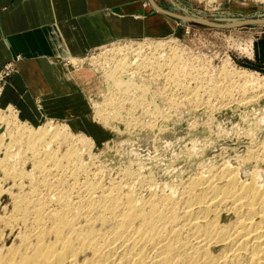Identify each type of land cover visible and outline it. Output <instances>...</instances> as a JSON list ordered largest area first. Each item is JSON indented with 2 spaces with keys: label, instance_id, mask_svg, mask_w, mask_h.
Here are the masks:
<instances>
[{
  "label": "bare ground",
  "instance_id": "1",
  "mask_svg": "<svg viewBox=\"0 0 264 264\" xmlns=\"http://www.w3.org/2000/svg\"><path fill=\"white\" fill-rule=\"evenodd\" d=\"M239 23L235 21L229 26ZM170 43L173 41H141L138 48L155 53L140 62L142 52L138 51L139 58H133L130 64L129 57L120 59L112 72V98L96 105L99 113L107 110L102 114L104 122L117 119L138 126L165 122L168 108L174 106V102L161 108L146 96L151 91L160 98L161 78L177 89L186 84L183 79L189 59L182 61L183 54L176 49L169 55L157 53L159 49L165 51L164 46ZM247 47L251 49V42ZM80 61L83 59L76 62ZM148 62L152 63L149 73L145 70ZM133 64L136 71L122 70ZM194 68L196 65L192 66ZM217 87L205 89L209 96L218 92L228 98L233 91L241 96L247 94L244 85L234 90ZM156 108L159 110L155 111ZM6 111L16 113L11 107ZM170 114L179 119V115ZM261 120L248 122L249 135L255 136L263 130ZM16 122L22 123L19 118ZM48 124L37 131L31 129L24 141L23 147L32 154L33 166L43 170L39 175L42 180L31 183L34 196L16 199L15 210L20 213L19 217L12 215L4 221L9 225L21 221L25 228L10 246H0V264H264V143L232 160L209 164L210 168L204 170L203 167L184 182L170 179L171 183L162 184L157 177L160 171L170 176L174 168L150 167L147 170L145 167L150 165L151 159L131 149L128 153H134L132 155L140 162L136 169L130 164L123 169L119 182L111 179L106 184L104 178L88 171L89 164L80 158V147L74 141L76 136L68 132L66 126L62 131L57 124ZM21 126L28 130L30 125L22 123ZM135 130L137 126L131 128L132 132ZM193 143L191 147L198 142ZM165 144L170 145L169 142ZM63 147L66 151L60 154ZM45 163L55 167L57 173L45 170ZM51 176L63 177V180L58 178L57 182L49 179ZM81 176H85L87 182L79 185L77 179ZM57 185H67V188L57 190L58 194L51 198H43L35 189L39 186L48 190L60 188ZM49 203L56 208L50 209Z\"/></svg>",
  "mask_w": 264,
  "mask_h": 264
},
{
  "label": "rangeland",
  "instance_id": "2",
  "mask_svg": "<svg viewBox=\"0 0 264 264\" xmlns=\"http://www.w3.org/2000/svg\"><path fill=\"white\" fill-rule=\"evenodd\" d=\"M134 1L140 2L142 6L141 14L137 15L138 18L151 19L161 15L162 21L167 25L166 30L149 36L115 38L112 43L106 42L103 43V47L97 46L94 50L91 49L93 52L88 51L80 57L83 58V61L79 63L74 61L73 65H70L67 64L68 61H64L63 64L71 73L70 83L75 84L72 75L76 73L81 89L80 102L72 107L74 112L68 113V118L65 120L51 119L49 117L51 115H46L40 109L43 114L40 116L41 121L33 124L22 119L17 111L12 114L6 111L7 108L0 109V246H10L19 231H24L25 225L21 221H14L11 225L4 221H7L12 215L20 214L15 210L16 199L22 196H34V187H31V183L42 180L39 175L43 170L33 166L31 152L23 147L31 129L37 131L38 128H45L50 125L48 123H53L64 131L63 126H66L68 132H72L76 136L74 141L80 147V158L89 164L88 171L94 175L97 174L96 176L101 179L104 178L106 184L111 179L119 182L123 177V169L130 164L133 169H136L140 162L132 155L134 153H128L131 149L139 156L151 159L150 165L145 167L147 170L150 167L169 166L174 168L170 171V176L162 175L160 171L157 177L158 182L162 184L163 182L171 183L170 179L172 182L175 180L184 182L189 176L200 170H206L213 164H219L223 159L232 160L247 150L260 148V145L264 143V58L257 52L259 43L264 40V23L260 22H264V0ZM161 12L173 16H167ZM235 21L240 23L233 27L229 26ZM170 40L173 43L166 44L165 51L159 49L157 53L169 55L176 49L180 54H183L182 61L189 59V67L187 66L185 69L183 84H186L183 88L177 89L175 85L168 84L164 78H161L160 89H158L160 98L151 91L147 93L148 100L152 101L151 103L154 105L157 102L156 105L162 106L161 108H167L174 102V106L168 108L169 114L165 115V122L143 123L140 126L120 122L117 119L104 122L102 114L107 113V110L99 113L96 105L112 98L114 84L112 72L118 66L120 59L124 56L129 57L128 64H130L133 58H139L137 53L140 51L142 52L140 53L141 62L144 58L155 53L149 49L138 48L141 41L168 42ZM250 42L251 49L247 47ZM151 64L148 62V66L145 68V70L148 69L147 73H149ZM193 65H196V68L192 69ZM134 67L133 64L132 67L122 70L131 73L136 71L133 69ZM166 72L164 69V73ZM215 85L218 86L216 89L230 87L231 90L244 85L247 94L241 96L238 92L233 91L232 96L228 98L218 92L209 96L205 88L213 89ZM74 90H79L76 84ZM194 94L197 95L194 96ZM247 99L249 100L247 101ZM239 103L241 104L239 105ZM166 104L168 105L164 106ZM159 108H156L155 111ZM171 112L179 115V119L178 116H175L176 118L170 116ZM258 117L263 120H261L263 130L255 136L249 135L247 132L249 130L248 122L259 120ZM18 118L22 123L30 125V129H23L22 123L16 122ZM173 119L176 121L171 122ZM135 126H137V130L132 132L131 128ZM81 137L84 138L79 144ZM194 141L198 143L191 147ZM166 142H169L170 145H166ZM65 151L66 149L63 147L60 154ZM193 151L196 152L193 153ZM40 157L43 156L40 155ZM49 165L47 163L43 165L45 170L49 173H57L55 167ZM94 175L92 176L95 177ZM50 178L57 182L63 180V177H55V179L51 176ZM58 178L61 179L58 181ZM78 179L79 185L87 182L85 176ZM139 182L137 183L140 184L141 182ZM71 183L72 181H69V184ZM57 187L60 188L48 190L44 186H39L35 189L40 192L37 191L43 198H51V196L55 197L59 190L67 188V185L64 187L57 185ZM57 190L58 192H56ZM48 207L56 208L51 203L48 204Z\"/></svg>",
  "mask_w": 264,
  "mask_h": 264
},
{
  "label": "crops",
  "instance_id": "3",
  "mask_svg": "<svg viewBox=\"0 0 264 264\" xmlns=\"http://www.w3.org/2000/svg\"><path fill=\"white\" fill-rule=\"evenodd\" d=\"M141 12L134 0H0V109L11 107L33 124L40 109L68 118L81 89L75 73L74 90L64 61L73 65L115 38L166 30L161 15L138 18ZM257 52L264 58V40Z\"/></svg>",
  "mask_w": 264,
  "mask_h": 264
},
{
  "label": "water",
  "instance_id": "4",
  "mask_svg": "<svg viewBox=\"0 0 264 264\" xmlns=\"http://www.w3.org/2000/svg\"><path fill=\"white\" fill-rule=\"evenodd\" d=\"M157 9V8H156ZM161 13H163V14H165V15H167V16H173V15H171V14H169V13H166V12H161ZM176 17V16H175ZM176 18H179V17H176Z\"/></svg>",
  "mask_w": 264,
  "mask_h": 264
}]
</instances>
